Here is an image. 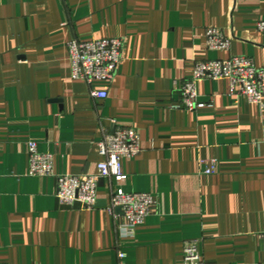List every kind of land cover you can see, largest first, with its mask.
<instances>
[{
	"label": "crops",
	"instance_id": "crops-1",
	"mask_svg": "<svg viewBox=\"0 0 264 264\" xmlns=\"http://www.w3.org/2000/svg\"><path fill=\"white\" fill-rule=\"evenodd\" d=\"M261 20L264 0H0V263L185 264L195 240L206 264H264V97L200 80L208 105L175 106L197 61L245 55L264 68ZM208 27L228 50L207 47ZM74 37L124 38L115 78L94 84L106 98L72 78ZM120 126L142 147L122 160V187L157 200L128 238L114 178L100 179L94 208L56 197V175L96 173L97 143ZM29 141L53 154L55 175H30Z\"/></svg>",
	"mask_w": 264,
	"mask_h": 264
},
{
	"label": "built area",
	"instance_id": "built-area-1",
	"mask_svg": "<svg viewBox=\"0 0 264 264\" xmlns=\"http://www.w3.org/2000/svg\"><path fill=\"white\" fill-rule=\"evenodd\" d=\"M258 30L264 34V20L257 24ZM206 44L211 50H228L231 37L220 28L206 29ZM124 38H93L80 40L76 37L68 42V52L72 78L85 81L91 87V94L96 98H106V90H98L94 84L98 81H113L118 66L123 59ZM228 79L231 95H245L249 102L261 104L264 97V68L258 67L253 58L245 55H232L227 59L200 60L195 63L192 76L181 86L182 100L176 107L196 110L208 105L200 98L197 83L200 80ZM102 156L96 173L58 174L56 197L63 206L94 208L97 202V189L103 177L114 178L118 188L114 194L111 208L121 207L123 214H115L120 218L118 231L121 238L133 235L136 228L149 216L157 200L148 192H127L122 187L127 175L124 173L122 160L133 157L142 150L140 134L134 127H117L106 132L97 143ZM30 156L31 176H51L54 174L53 154L39 151L36 141L27 144ZM215 171L212 164L205 173ZM264 251V229L261 233ZM120 258L126 256L119 253ZM185 264H206L201 256L198 241H188L184 245ZM264 262V256H263ZM7 264V263H0Z\"/></svg>",
	"mask_w": 264,
	"mask_h": 264
},
{
	"label": "water",
	"instance_id": "water-1",
	"mask_svg": "<svg viewBox=\"0 0 264 264\" xmlns=\"http://www.w3.org/2000/svg\"><path fill=\"white\" fill-rule=\"evenodd\" d=\"M117 209H118V210H120V211H121V213H122V208H121V207H117Z\"/></svg>",
	"mask_w": 264,
	"mask_h": 264
}]
</instances>
